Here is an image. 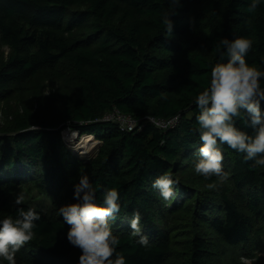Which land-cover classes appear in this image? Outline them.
I'll return each mask as SVG.
<instances>
[{
    "label": "trees",
    "instance_id": "obj_1",
    "mask_svg": "<svg viewBox=\"0 0 264 264\" xmlns=\"http://www.w3.org/2000/svg\"><path fill=\"white\" fill-rule=\"evenodd\" d=\"M251 2L180 0L171 17L172 35L167 36L161 18L167 0H0V35L11 51L0 64V96L9 89L22 90L43 68L72 66L74 90L59 105L60 122L101 143L97 157L86 161L71 152L57 117L40 118L29 107L14 115L13 136L0 141L1 165L11 172L8 177L0 172V206L13 218L18 207L40 214L32 240L16 253V264H79L81 250L67 240L66 223L41 207L14 205L10 198L26 187L55 199L73 196L85 174L96 189L98 205H103L106 190L119 193L120 211L110 225L126 264L165 262L172 243L154 222L160 194L152 183L166 173L173 177L184 162L199 157L195 101L210 85L212 66L227 61L215 48L219 40L250 39L245 60L264 71V0L252 13ZM86 23L92 37L72 41L68 36ZM193 35L197 39L191 43ZM115 112L135 120V129L127 132L104 120ZM151 120L175 122L160 129ZM236 127L255 135L242 119ZM221 151L228 173L218 186L223 217L218 214L210 224L225 243L236 247L249 242L253 222L230 195L241 194L250 212H264V165L245 161L244 154L227 145ZM198 179L219 181L215 176ZM135 211L141 214L143 233L149 241L154 238L146 247L129 231L114 232V227L125 229ZM191 249L188 264H211L203 237L194 238Z\"/></svg>",
    "mask_w": 264,
    "mask_h": 264
},
{
    "label": "clouds",
    "instance_id": "obj_2",
    "mask_svg": "<svg viewBox=\"0 0 264 264\" xmlns=\"http://www.w3.org/2000/svg\"><path fill=\"white\" fill-rule=\"evenodd\" d=\"M181 6L180 0H167V8L162 12L165 33L171 36L173 21L171 17ZM260 6V0H252L248 7L250 13ZM217 52L227 57L226 62H218L211 68L210 85L196 97L199 114L196 117L197 131L202 146L198 149L195 172L205 179L219 178L222 185L228 179L223 171L222 145L244 154L245 161H254L255 165H264V71L250 66L245 56L252 48V41L245 37L222 38L215 46ZM226 49V51H222ZM237 119L244 120L255 135L236 127ZM174 181L170 174L157 177L152 187L158 190L163 200L173 196ZM216 189V183L207 185ZM96 189L88 175H81L74 186L73 197L76 203L59 207L64 223L69 226L67 240L81 250L79 264H126L125 258L117 252L120 240L113 235L110 221L116 219L120 211L119 193L111 188L103 194V205L95 203ZM25 194L20 192L14 204L24 203ZM16 218L8 216L0 220V259L7 264H16V253L33 238L35 221L40 214L34 208H17ZM141 214L135 211L130 221L131 235L138 237V243L147 246L149 238L141 227Z\"/></svg>",
    "mask_w": 264,
    "mask_h": 264
},
{
    "label": "rangeland",
    "instance_id": "obj_3",
    "mask_svg": "<svg viewBox=\"0 0 264 264\" xmlns=\"http://www.w3.org/2000/svg\"><path fill=\"white\" fill-rule=\"evenodd\" d=\"M90 36L92 37L90 27L86 23L76 28L68 37L75 42L86 41ZM196 39V35H193L188 38V41L193 43ZM10 54L8 42L0 35V64L6 62ZM74 85L73 67L61 64L57 69H41L39 74L22 90L9 89L5 95L0 96V141L1 138L13 136L11 122L14 115L29 107L33 108L34 113L40 118L57 117L59 129L64 127L62 135L73 155L86 161L94 160L101 143L93 136L87 137V135L71 132L65 127V124L60 122L62 116L59 105L66 95L73 92ZM78 146H81V149ZM84 152L87 155L83 154ZM198 158L193 157L180 166L179 172H175L172 177L174 181H177L173 188L172 198L165 201L161 196H158L160 206L156 211H153L154 222L171 238L172 243L171 252L163 264H188L191 258L192 242L196 237H203L208 244L211 264H264V212L257 214L250 212L244 197L239 193H232L231 198L238 203L240 210L252 220L253 229L247 244L233 247L225 243L210 224V219L221 214L218 205V187L209 189L207 183L198 179L200 175L194 169ZM3 168L0 162V172L4 177L10 176L11 172ZM18 171H22V169L18 168ZM216 184L219 186V181ZM20 192L25 194L23 204L41 207L48 215L63 223L59 207L77 202L72 195H63L55 199L38 193L30 187L23 188L18 191V193ZM17 194L10 198L12 204H14ZM221 215L223 217V214ZM6 217L8 215L0 206V220ZM124 226H126L125 229L122 228L123 226L114 227V232L132 231L130 223H124ZM150 241H154V238H150ZM0 264H7V261L1 259Z\"/></svg>",
    "mask_w": 264,
    "mask_h": 264
},
{
    "label": "built area",
    "instance_id": "obj_4",
    "mask_svg": "<svg viewBox=\"0 0 264 264\" xmlns=\"http://www.w3.org/2000/svg\"><path fill=\"white\" fill-rule=\"evenodd\" d=\"M105 121H113L117 122L121 130H125L127 132H132L136 127V122L129 116H124L119 114L118 112H115L112 115H108L104 119ZM158 128L164 129L170 125H173L175 121H168L167 123L159 122L155 120H151Z\"/></svg>",
    "mask_w": 264,
    "mask_h": 264
},
{
    "label": "bare ground",
    "instance_id": "obj_5",
    "mask_svg": "<svg viewBox=\"0 0 264 264\" xmlns=\"http://www.w3.org/2000/svg\"><path fill=\"white\" fill-rule=\"evenodd\" d=\"M78 147L81 149V146H78ZM83 154L87 155L85 152Z\"/></svg>",
    "mask_w": 264,
    "mask_h": 264
},
{
    "label": "crops",
    "instance_id": "obj_6",
    "mask_svg": "<svg viewBox=\"0 0 264 264\" xmlns=\"http://www.w3.org/2000/svg\"><path fill=\"white\" fill-rule=\"evenodd\" d=\"M87 137H90V136L87 135Z\"/></svg>",
    "mask_w": 264,
    "mask_h": 264
}]
</instances>
